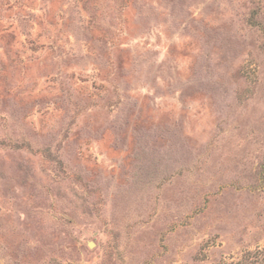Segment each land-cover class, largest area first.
I'll return each mask as SVG.
<instances>
[{
	"label": "rangeland",
	"instance_id": "1",
	"mask_svg": "<svg viewBox=\"0 0 264 264\" xmlns=\"http://www.w3.org/2000/svg\"><path fill=\"white\" fill-rule=\"evenodd\" d=\"M263 247L264 0H0V264Z\"/></svg>",
	"mask_w": 264,
	"mask_h": 264
},
{
	"label": "trees",
	"instance_id": "2",
	"mask_svg": "<svg viewBox=\"0 0 264 264\" xmlns=\"http://www.w3.org/2000/svg\"><path fill=\"white\" fill-rule=\"evenodd\" d=\"M222 264H264V247L244 252L236 261L222 262Z\"/></svg>",
	"mask_w": 264,
	"mask_h": 264
}]
</instances>
